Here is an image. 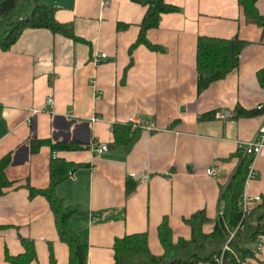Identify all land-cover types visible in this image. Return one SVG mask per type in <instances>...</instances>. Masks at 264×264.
<instances>
[{
	"label": "crops",
	"instance_id": "obj_1",
	"mask_svg": "<svg viewBox=\"0 0 264 264\" xmlns=\"http://www.w3.org/2000/svg\"><path fill=\"white\" fill-rule=\"evenodd\" d=\"M165 1L179 11L146 33L158 50L136 45L147 8L132 0H44L82 42L27 29L10 50L0 49V161L10 156L12 184L0 197V264L25 255L24 242L34 248L32 264H69L49 202L29 191L50 187L54 152L75 168L55 193L82 212L70 226L87 246V264H113L116 240L144 233L151 252L162 255L158 229L165 220L175 241L191 237L186 220L199 211L210 220L205 231L212 230L220 188L237 165L232 156L264 127V115L233 118L237 109L264 105L257 78L264 30L246 21L238 0ZM256 9L264 17V0ZM201 36L247 46L236 70L199 92ZM132 118L151 128L139 130L130 149L116 145L114 127ZM34 143H42L36 152ZM62 144L74 149L53 150ZM102 145L109 150L97 155ZM255 167L258 177L246 192L262 199L264 151ZM210 168L216 176L206 175ZM140 173L146 179L138 182ZM253 248L250 264H264V238Z\"/></svg>",
	"mask_w": 264,
	"mask_h": 264
},
{
	"label": "trees",
	"instance_id": "obj_2",
	"mask_svg": "<svg viewBox=\"0 0 264 264\" xmlns=\"http://www.w3.org/2000/svg\"><path fill=\"white\" fill-rule=\"evenodd\" d=\"M258 1L238 0V3L244 10L246 21L264 30V17L256 9ZM132 2L147 8L136 45L143 44L152 50H158L159 48L146 40V33L159 27L163 15L176 13L179 11L178 8L169 5L165 0ZM27 29H46L53 34L81 41L75 36L73 25L60 24L56 21L55 9L44 0H0V49L10 50ZM246 46L247 43L238 38L228 40L201 36L197 47L199 92L236 70L239 66V57ZM257 78L264 89V69L259 71ZM262 115L264 107L251 111L237 109L233 118H254ZM138 131H132L130 125L115 126L113 129L115 144H122L130 149L138 139ZM41 145L42 143H34L33 152ZM73 149V146L63 144L53 147L54 151ZM232 158L237 160V165L227 184L220 188L218 214L212 222L213 228L210 232L205 231V226L210 224L205 211L196 212L186 220V224L191 228L189 239L180 238L175 241L173 231L165 220L158 229L159 241L163 248L162 255H154L151 252L148 234H136L116 240L113 264H250L255 260L257 251L253 247L264 238V196L252 214L244 217L240 205L254 158L248 155L243 147L239 148ZM10 161V156L0 161V197L4 190L12 185L6 176ZM73 169L75 168L70 164L56 159L50 169V187L42 191L31 188L29 191L31 197L41 195L49 202L60 239L69 247V264H87V246L82 243L77 231L70 226L71 218L82 215V212L78 207H66L55 193L56 188L68 180ZM133 191V185L128 183L127 196ZM233 234L235 235L231 238ZM24 244L26 254L17 258L8 257L7 260L11 264H32L35 260L33 246L28 242ZM51 264H55L54 259Z\"/></svg>",
	"mask_w": 264,
	"mask_h": 264
},
{
	"label": "built area",
	"instance_id": "obj_3",
	"mask_svg": "<svg viewBox=\"0 0 264 264\" xmlns=\"http://www.w3.org/2000/svg\"><path fill=\"white\" fill-rule=\"evenodd\" d=\"M106 56L102 55L101 56V60H105ZM48 106H52L53 101L52 99H49L47 102ZM264 107L260 106L259 109H262ZM228 116L225 115H221L220 118H226ZM96 119H93V122H96ZM128 125L131 126L132 131H136V130H141V129H150L151 127H147V125H144V123H142L141 121L137 120V119H130L128 122ZM241 147H243V149L246 151V153L248 155L253 156L254 160L253 163L251 164L250 168H249V173H248V177H247V181H246V185H245V190H244V194L242 196V201H241V211L243 213L244 217L250 216L252 214V212L254 211L256 205L260 204L262 202L261 197H250L248 195V193L246 192V187L248 186V184L251 181H254L257 179L258 174L256 171V167H255V163L257 158L260 156V154L264 151V127H262L258 133V137L257 140L251 143H247V144H243ZM108 146L107 145H102L100 147H98L97 149H95V153L97 155H102L104 153H106L108 151ZM53 160L57 159V153L54 152L52 155ZM218 170L215 168H210L206 171V175L209 177H214L216 176ZM134 179L138 182L140 181H144L146 179V176L143 173H140L138 175H135ZM235 234L232 235L231 238L234 237Z\"/></svg>",
	"mask_w": 264,
	"mask_h": 264
},
{
	"label": "water",
	"instance_id": "obj_4",
	"mask_svg": "<svg viewBox=\"0 0 264 264\" xmlns=\"http://www.w3.org/2000/svg\"><path fill=\"white\" fill-rule=\"evenodd\" d=\"M72 174V173H71Z\"/></svg>",
	"mask_w": 264,
	"mask_h": 264
}]
</instances>
